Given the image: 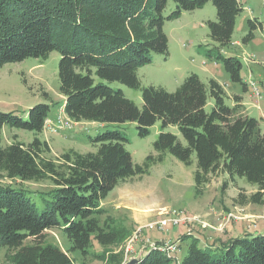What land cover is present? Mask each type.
<instances>
[{
  "label": "trees",
  "instance_id": "1",
  "mask_svg": "<svg viewBox=\"0 0 264 264\" xmlns=\"http://www.w3.org/2000/svg\"><path fill=\"white\" fill-rule=\"evenodd\" d=\"M168 1L0 0V68L29 58L45 60L57 52L58 90L69 121L134 123L141 138L148 136L156 122L161 128L153 143L156 155H149L141 165L132 162L124 146L127 140L117 131L90 139L95 152L69 150L56 159L47 156V143L37 137L24 144L14 136L11 145L0 146V181L52 187L37 196V204L30 193L0 185V252L7 264H73L66 253L45 243L50 230L62 232L68 253L81 256L92 241L102 248L123 242L124 228L109 225L110 218L100 225L99 218L106 213L100 205L115 187L147 174L150 164L162 161L165 153L185 166L195 160L198 193L220 175L226 176L223 187L235 184L237 177L256 191L247 195L240 189L232 199L234 205H264V133L256 119L244 114L242 98L234 96V105L228 107L223 88L214 79L205 84L195 74L188 75L172 93L161 87L141 88L137 77V70L151 63V54H168L165 21L212 3L216 21H208L207 27L217 45L214 60L221 61L231 82L241 83L240 62L220 55L231 41L241 5L237 0H171L175 10L164 17ZM113 83L140 89L141 107L112 87ZM209 100L212 106L206 110ZM48 114L45 104L29 109L25 120L0 113V143L4 127L41 134ZM167 126H175L181 140L164 133ZM207 245L199 248L193 241L179 264H264L263 234ZM172 262L154 248L136 264Z\"/></svg>",
  "mask_w": 264,
  "mask_h": 264
},
{
  "label": "rangeland",
  "instance_id": "2",
  "mask_svg": "<svg viewBox=\"0 0 264 264\" xmlns=\"http://www.w3.org/2000/svg\"><path fill=\"white\" fill-rule=\"evenodd\" d=\"M241 12L236 17L230 43L220 50L223 58H236L241 64V83L230 81L220 60H214L217 45L209 37L208 21H216V10L212 3L191 12H183L180 18L165 21L163 32L168 39L167 56H149L151 63L137 70L141 88L161 87L172 93L190 74H195L203 83L214 79L224 90V102L234 105V96L242 98L243 112L258 121L264 133V0H237ZM175 10L169 0L162 15L167 17ZM208 54L212 57L208 58ZM59 54L52 52L47 59H25L18 63L6 64L0 68V113L12 114L27 119L29 109L38 104L49 106V114L43 132H32L4 127L0 146L19 142L30 143L34 137L45 141L50 149L49 158L56 159L62 153L73 150L78 153L95 152L90 139L106 131H117L126 138L125 149L136 165L144 163L149 155L155 156L153 143L161 131L160 122L150 129L148 136L137 134L136 124L103 125L95 122L73 123L62 110L64 99L59 93ZM112 87L122 90L124 96L137 107H141V90L129 89L117 83ZM212 100L206 110H210ZM57 125L65 128L55 130ZM54 126V127H53ZM164 133H171L181 140L175 126H167ZM195 160L185 166L170 154L163 160L150 164L148 173L127 180L115 187L101 203L105 214L99 218L100 225L110 218L109 225L124 228L123 242L108 248L100 247L92 241L84 256L68 253L69 244L59 230L45 233V243L66 253L73 264H126L140 252L158 249L177 243V251L167 255L171 264H179L194 241L205 249L211 243H227L230 239L244 234L264 235V205L238 207L232 199L241 189L247 195L256 187L244 179L235 177L234 183H227L226 176L213 178L197 192L194 184ZM1 186L21 189L30 193L38 204L39 194L49 193L48 183H26L19 180L0 181ZM36 195V196H35ZM175 212L181 221L174 223L170 213ZM177 220V219H176ZM173 223H171V222ZM165 222V226H161ZM212 253V251H208ZM0 252V264H7Z\"/></svg>",
  "mask_w": 264,
  "mask_h": 264
},
{
  "label": "built area",
  "instance_id": "3",
  "mask_svg": "<svg viewBox=\"0 0 264 264\" xmlns=\"http://www.w3.org/2000/svg\"><path fill=\"white\" fill-rule=\"evenodd\" d=\"M46 123V122H45ZM54 127V126H53ZM55 128V130H64L65 128H63L62 126H59V125H57L56 127H54ZM176 215L177 216H179L177 213H175V212H171L170 213V218L171 217H173L172 218V221L174 222V223H176V222H179V220L181 221V219H180V217H178V218H176ZM177 219V220H176ZM176 221V222H175ZM171 222V221H170ZM173 222H171V223H173ZM161 226H165L166 224H165V222H161V224H160ZM177 247H178V244L177 243H170L169 244V246H166V245H164V246H161V248H160V251L162 252V253H164L165 255H169V254H172V253H174V252H176L177 251Z\"/></svg>",
  "mask_w": 264,
  "mask_h": 264
},
{
  "label": "water",
  "instance_id": "4",
  "mask_svg": "<svg viewBox=\"0 0 264 264\" xmlns=\"http://www.w3.org/2000/svg\"><path fill=\"white\" fill-rule=\"evenodd\" d=\"M142 256V252H140L137 256L132 257L128 260V262L126 264H136L140 261Z\"/></svg>",
  "mask_w": 264,
  "mask_h": 264
}]
</instances>
